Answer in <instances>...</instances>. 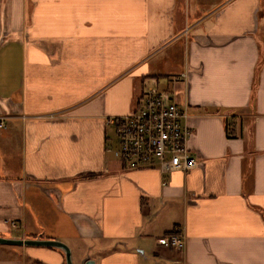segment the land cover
I'll use <instances>...</instances> for the list:
<instances>
[{"label":"crops","instance_id":"crops-1","mask_svg":"<svg viewBox=\"0 0 264 264\" xmlns=\"http://www.w3.org/2000/svg\"><path fill=\"white\" fill-rule=\"evenodd\" d=\"M159 81L191 170L108 152L107 118ZM1 120L0 236L80 264H264V0H0ZM176 229L180 252L158 242ZM0 264L65 258L0 245Z\"/></svg>","mask_w":264,"mask_h":264},{"label":"built area","instance_id":"built-area-1","mask_svg":"<svg viewBox=\"0 0 264 264\" xmlns=\"http://www.w3.org/2000/svg\"><path fill=\"white\" fill-rule=\"evenodd\" d=\"M187 73L181 77L187 79ZM190 114L178 105L168 93L154 88L143 92L140 104L127 115L107 118L106 122L116 131L118 146L108 152L130 168H158L163 174L197 166L187 145L191 135L188 121ZM0 128H5L0 121ZM165 185L166 181L163 180ZM15 227L16 223L11 222ZM159 244L180 252L185 247L181 229L160 238Z\"/></svg>","mask_w":264,"mask_h":264},{"label":"water","instance_id":"water-1","mask_svg":"<svg viewBox=\"0 0 264 264\" xmlns=\"http://www.w3.org/2000/svg\"><path fill=\"white\" fill-rule=\"evenodd\" d=\"M0 245L24 246V247H46L59 249L64 253L65 264H73L71 249L65 243L53 239L37 238H16L0 236ZM84 264H94L92 260H87Z\"/></svg>","mask_w":264,"mask_h":264},{"label":"rangeland","instance_id":"rangeland-1","mask_svg":"<svg viewBox=\"0 0 264 264\" xmlns=\"http://www.w3.org/2000/svg\"><path fill=\"white\" fill-rule=\"evenodd\" d=\"M159 91L168 90L167 85L164 82L159 81L156 87ZM73 264H80L76 256H72Z\"/></svg>","mask_w":264,"mask_h":264},{"label":"trees","instance_id":"trees-1","mask_svg":"<svg viewBox=\"0 0 264 264\" xmlns=\"http://www.w3.org/2000/svg\"><path fill=\"white\" fill-rule=\"evenodd\" d=\"M230 120L229 119H226V130H227V135L229 136V137H231V136H233L232 135V132L228 129V127H229V122Z\"/></svg>","mask_w":264,"mask_h":264}]
</instances>
